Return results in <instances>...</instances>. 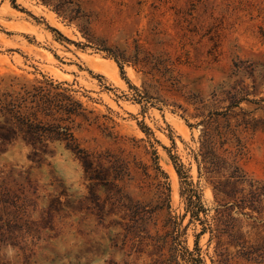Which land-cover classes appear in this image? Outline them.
<instances>
[{
    "label": "rangeland",
    "instance_id": "obj_1",
    "mask_svg": "<svg viewBox=\"0 0 264 264\" xmlns=\"http://www.w3.org/2000/svg\"><path fill=\"white\" fill-rule=\"evenodd\" d=\"M240 59L254 78L233 74ZM44 80L87 108L73 128L84 153L40 155L0 115V264H176L186 249L221 264L218 252L245 251L183 216L177 169L208 218L226 209L198 171L192 102L234 80L264 96V0H0V95ZM245 141L240 165L264 182V129ZM227 211L248 239L262 230L256 213Z\"/></svg>",
    "mask_w": 264,
    "mask_h": 264
},
{
    "label": "trees",
    "instance_id": "obj_2",
    "mask_svg": "<svg viewBox=\"0 0 264 264\" xmlns=\"http://www.w3.org/2000/svg\"><path fill=\"white\" fill-rule=\"evenodd\" d=\"M111 55L123 69L121 62L126 59L112 52ZM240 72L254 78L256 68L240 59L233 63V74ZM71 91L74 90L62 82L44 80L31 87H24L17 98L13 93H3L0 95V115L8 118L15 128L27 135L24 138L28 145H40V149L35 150L38 154H46L50 143H59L81 157L79 153H84V150L73 128L78 118H87V108ZM192 103L196 109L201 110L197 115L202 116L196 125L190 124L201 126L199 145L195 151L198 171L201 174L203 169L213 178L215 196L225 201L226 209H217L208 218L200 195L193 184L186 180L185 172L178 168L179 175L185 179L182 190L185 198L183 216L190 214V223L199 221L202 224L200 234L209 231L210 240L221 239L226 234L230 245L245 247V251H236L235 256L229 252H218L221 264H234L233 258L249 264H264V182L249 177L240 165L247 154L245 135L264 129V96H257L243 80H234L228 87L215 90L209 103L203 99ZM211 106L214 109L205 113V109ZM235 208L250 217L256 213L255 218L260 219L262 230L248 239L249 235L231 224V220L237 219L230 217L227 210ZM201 213L204 215L201 216ZM174 223V227L178 228L177 221ZM242 243H247V246ZM180 255L182 262L178 261L179 254L175 251L170 259L176 264H205L197 249H186ZM160 262L165 264L163 260H156L155 264Z\"/></svg>",
    "mask_w": 264,
    "mask_h": 264
},
{
    "label": "bare ground",
    "instance_id": "obj_3",
    "mask_svg": "<svg viewBox=\"0 0 264 264\" xmlns=\"http://www.w3.org/2000/svg\"><path fill=\"white\" fill-rule=\"evenodd\" d=\"M174 168H172V170H173Z\"/></svg>",
    "mask_w": 264,
    "mask_h": 264
}]
</instances>
